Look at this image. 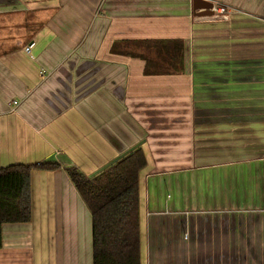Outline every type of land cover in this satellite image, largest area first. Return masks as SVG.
Instances as JSON below:
<instances>
[{"label":"crops","instance_id":"obj_1","mask_svg":"<svg viewBox=\"0 0 264 264\" xmlns=\"http://www.w3.org/2000/svg\"><path fill=\"white\" fill-rule=\"evenodd\" d=\"M208 1L229 18L194 0H0V168L60 164L33 170L32 219L3 225L0 264H93L66 168L92 179L137 149L141 264H264V0ZM150 40L183 41L175 72L111 50Z\"/></svg>","mask_w":264,"mask_h":264},{"label":"trees","instance_id":"obj_2","mask_svg":"<svg viewBox=\"0 0 264 264\" xmlns=\"http://www.w3.org/2000/svg\"><path fill=\"white\" fill-rule=\"evenodd\" d=\"M123 43L115 41L112 52L143 59L144 72L150 75L175 72L170 67L179 62L184 51L183 41L176 40ZM146 165L145 153L137 149L92 179L77 166L66 168L91 212L93 264H141L139 177ZM58 168L60 164L53 161L0 168V248L4 224L26 223L32 219L33 170Z\"/></svg>","mask_w":264,"mask_h":264},{"label":"built area","instance_id":"obj_3","mask_svg":"<svg viewBox=\"0 0 264 264\" xmlns=\"http://www.w3.org/2000/svg\"><path fill=\"white\" fill-rule=\"evenodd\" d=\"M212 12L213 14L211 16H209L212 19H216V20H225L228 19L230 16V8L226 7L222 4L216 3V2H212ZM35 45V42H31L26 48L25 51L27 53L31 52V49L33 48V46ZM41 73H44V71H41ZM15 104H17V101H14Z\"/></svg>","mask_w":264,"mask_h":264},{"label":"water","instance_id":"obj_4","mask_svg":"<svg viewBox=\"0 0 264 264\" xmlns=\"http://www.w3.org/2000/svg\"><path fill=\"white\" fill-rule=\"evenodd\" d=\"M212 2L208 0H194V9L195 10H201L200 15L203 16H211L213 14L211 8H212Z\"/></svg>","mask_w":264,"mask_h":264},{"label":"rangeland","instance_id":"obj_5","mask_svg":"<svg viewBox=\"0 0 264 264\" xmlns=\"http://www.w3.org/2000/svg\"><path fill=\"white\" fill-rule=\"evenodd\" d=\"M185 236H186V238H188V234H186Z\"/></svg>","mask_w":264,"mask_h":264}]
</instances>
